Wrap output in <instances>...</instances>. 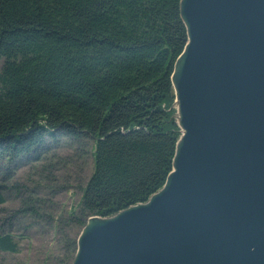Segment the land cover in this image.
Here are the masks:
<instances>
[{
    "label": "trees",
    "instance_id": "16d2710c",
    "mask_svg": "<svg viewBox=\"0 0 264 264\" xmlns=\"http://www.w3.org/2000/svg\"><path fill=\"white\" fill-rule=\"evenodd\" d=\"M178 4L0 0V160L38 161L58 137L92 143L77 209L46 213L62 242L55 264H70L88 217L144 202L170 171L178 137L170 74L186 41ZM10 190L18 207L0 217V253L13 254L18 221L43 215L35 191L15 182L0 186V206Z\"/></svg>",
    "mask_w": 264,
    "mask_h": 264
},
{
    "label": "water",
    "instance_id": "95a60500",
    "mask_svg": "<svg viewBox=\"0 0 264 264\" xmlns=\"http://www.w3.org/2000/svg\"><path fill=\"white\" fill-rule=\"evenodd\" d=\"M170 171L91 216L70 264H264V0H179Z\"/></svg>",
    "mask_w": 264,
    "mask_h": 264
},
{
    "label": "rangeland",
    "instance_id": "374dc122",
    "mask_svg": "<svg viewBox=\"0 0 264 264\" xmlns=\"http://www.w3.org/2000/svg\"><path fill=\"white\" fill-rule=\"evenodd\" d=\"M49 140L47 138L46 142ZM56 141L38 154V161H19L12 165L0 160V186L15 182L28 191H35L31 200L42 203L39 213L43 215L38 218L27 216L18 221L13 230L17 252L0 253V264H55L51 258L62 256V242L58 243V235L46 225L45 220L50 215L46 213L58 218L77 209L78 187L91 173L92 143L90 140L70 141L64 137H58ZM5 167L13 174L12 178L4 173ZM4 195L6 201L0 206V217L6 218L18 207V195L13 190ZM50 206L52 208H48Z\"/></svg>",
    "mask_w": 264,
    "mask_h": 264
}]
</instances>
